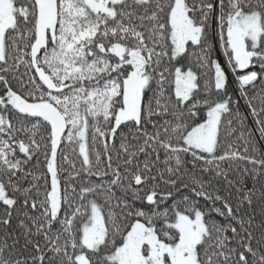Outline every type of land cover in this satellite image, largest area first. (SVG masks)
Wrapping results in <instances>:
<instances>
[{
  "label": "snow or ice",
  "instance_id": "1",
  "mask_svg": "<svg viewBox=\"0 0 264 264\" xmlns=\"http://www.w3.org/2000/svg\"><path fill=\"white\" fill-rule=\"evenodd\" d=\"M0 264H264V0H0Z\"/></svg>",
  "mask_w": 264,
  "mask_h": 264
},
{
  "label": "trees",
  "instance_id": "2",
  "mask_svg": "<svg viewBox=\"0 0 264 264\" xmlns=\"http://www.w3.org/2000/svg\"><path fill=\"white\" fill-rule=\"evenodd\" d=\"M215 56H216L217 58H220L221 63H223V57L220 55V50H219V49L216 51ZM229 78L232 79L231 74H229ZM230 91H232V89H230ZM247 126H248V125L246 124L245 127H247Z\"/></svg>",
  "mask_w": 264,
  "mask_h": 264
}]
</instances>
